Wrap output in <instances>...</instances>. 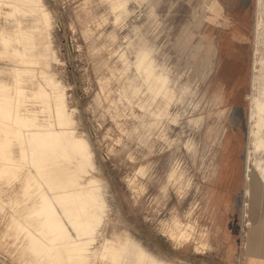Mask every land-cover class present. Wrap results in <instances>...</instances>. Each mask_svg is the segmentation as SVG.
I'll return each instance as SVG.
<instances>
[{"label": "rangeland", "instance_id": "rangeland-1", "mask_svg": "<svg viewBox=\"0 0 264 264\" xmlns=\"http://www.w3.org/2000/svg\"><path fill=\"white\" fill-rule=\"evenodd\" d=\"M262 249L264 0H0V264Z\"/></svg>", "mask_w": 264, "mask_h": 264}, {"label": "crops", "instance_id": "crops-1", "mask_svg": "<svg viewBox=\"0 0 264 264\" xmlns=\"http://www.w3.org/2000/svg\"><path fill=\"white\" fill-rule=\"evenodd\" d=\"M243 264H264V249L245 258Z\"/></svg>", "mask_w": 264, "mask_h": 264}, {"label": "bare ground", "instance_id": "bare-ground-1", "mask_svg": "<svg viewBox=\"0 0 264 264\" xmlns=\"http://www.w3.org/2000/svg\"><path fill=\"white\" fill-rule=\"evenodd\" d=\"M168 223V222H167Z\"/></svg>", "mask_w": 264, "mask_h": 264}]
</instances>
